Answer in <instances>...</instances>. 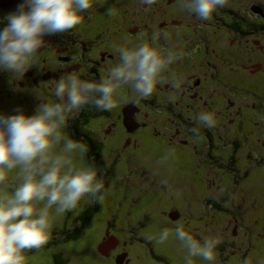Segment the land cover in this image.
I'll list each match as a JSON object with an SVG mask.
<instances>
[{"label":"flooded vegetation","instance_id":"af4514ba","mask_svg":"<svg viewBox=\"0 0 264 264\" xmlns=\"http://www.w3.org/2000/svg\"><path fill=\"white\" fill-rule=\"evenodd\" d=\"M109 7H115V16L105 14ZM12 11L0 6V21ZM83 15L84 22L70 32L46 37V46L38 54L36 64L23 75L0 71V113L11 115L20 107L32 115L39 103L59 102L54 91L55 82L61 76L73 73L80 79L98 82L101 75L119 61L116 47L128 41L151 43L154 32H166L169 38L165 40L161 36L159 46L171 47L183 57L169 66L165 77L167 80L182 79L178 91L173 90L170 84L157 85L151 97L139 102L129 100L111 111L86 105L68 118L63 132L70 139L79 141L77 139L80 138L79 142L95 143L99 148L101 160L89 153L85 154L84 160L98 169V176L104 181L101 193L104 199L112 190L113 183L124 177L117 174L119 164L129 167L131 184L142 182L153 187L151 197L163 192L168 186L164 179L170 183L171 176L159 174V183L152 185L157 172L153 169V176L142 161L146 160L152 168H158L164 162L159 151L171 148L178 154L174 162L178 170V185L188 183L191 186L189 196L185 199L182 195L185 204L197 205L203 211L205 207L211 210L213 200L207 197L209 194L202 198L199 194H205L206 182L213 174L214 180L210 181L208 188L211 185L217 189L222 187L219 198L233 202L241 211L247 192L252 191L247 184L248 179L253 181L256 177L253 173L257 172L264 183L260 166L264 159V124L253 120L259 117L264 107V101L259 105L264 97L259 85L263 83L264 75V0H229L228 5L214 13L210 21H200L182 11L177 0H157L151 6L142 5L140 0H103V6L97 3ZM128 107L132 108V118L137 123L133 131H128L123 121L124 110ZM200 112L214 115L213 133L212 128L197 122ZM82 114L85 115L83 121L80 118ZM224 117L226 122H234L232 129L225 126ZM246 117L252 121L247 122ZM172 122L176 125L171 126ZM95 123L102 125V133ZM73 125L77 128L82 125L90 137L83 140L77 136ZM194 128L199 130L198 136L191 131ZM168 129L171 130L169 134ZM145 151L148 154L142 159L140 154H145ZM137 159L143 164L141 170L133 166L132 162ZM222 163L218 172L216 165ZM184 164L186 170L183 169ZM103 166L106 171L101 172ZM125 181L128 182L127 179ZM241 184L246 185L249 191L240 194V186L244 187ZM127 196L125 194V198ZM104 199L100 202L90 198L82 201L77 213L66 218L71 220V227L66 232L90 215L92 221L102 219L105 223L97 245L98 258L117 264L116 257L125 254L123 264H136L135 258L139 255H133V251L142 247L146 256L162 261L163 258L151 250L147 241L138 236L137 229H129V236L125 234L126 222L119 214L121 202L117 199V203L111 202L106 214L98 216ZM153 200L148 201L151 204ZM255 200L261 204L257 196ZM167 212V216L175 220L173 222L186 218L179 209ZM145 218L142 223L137 218L135 225H147ZM192 218L196 217L192 215ZM234 220L237 226L242 219L237 222L234 217ZM186 222L191 223L188 217ZM187 232L198 239L201 236L194 229Z\"/></svg>","mask_w":264,"mask_h":264},{"label":"clouds","instance_id":"9594fccd","mask_svg":"<svg viewBox=\"0 0 264 264\" xmlns=\"http://www.w3.org/2000/svg\"><path fill=\"white\" fill-rule=\"evenodd\" d=\"M156 2L140 0L148 6ZM228 2L177 0V5L200 21H210ZM97 3L103 6V0H20L0 21V71L23 75L36 64L46 37L70 32ZM105 14L115 16V7ZM161 36L169 38L157 31L151 43L128 41L116 47L119 61L98 82L73 73L61 76L54 91L59 102L39 103L32 115L20 107L11 115L0 113V264H27L26 253L48 243L57 217L88 198L103 201L104 181L84 160L87 146L70 139L63 129L70 116L89 104L111 111L129 100L151 97L157 85L170 84L178 91L182 79L165 77L169 66L183 57L171 47L159 46ZM197 122L207 128L216 124L209 112H200ZM191 131L199 135L198 129ZM170 236L179 241L184 264H195L196 259L216 264L219 238L201 234L198 239L178 224L155 239L164 244ZM242 264L252 262L245 259ZM257 264H264V259Z\"/></svg>","mask_w":264,"mask_h":264},{"label":"rangeland","instance_id":"374dc122","mask_svg":"<svg viewBox=\"0 0 264 264\" xmlns=\"http://www.w3.org/2000/svg\"><path fill=\"white\" fill-rule=\"evenodd\" d=\"M259 85L262 90L260 88L259 89L264 94V75L263 83H259ZM263 101L264 97L260 101L259 105H263ZM249 120L250 119L246 117V121L248 122ZM253 120H257L264 124V107L263 112L259 114V117L256 116ZM223 121L226 122V117L223 118ZM251 121L252 120H250V122ZM233 123L234 122H226L225 126L232 129L234 127L232 125ZM95 125L97 126L99 132L102 133L100 130L102 125L99 123H95ZM170 125L175 126L176 123L172 122ZM219 126L221 127L220 124ZM214 129L215 128H212L211 133H213ZM170 131L171 130L168 129V134ZM217 132L219 135L224 136L223 132H219L218 130ZM262 137H264V135H262ZM172 150L173 149L170 148L159 151V154L162 159H164V162L161 163L158 168H152V165L146 160L142 161L146 168L152 171L153 176L155 174L154 170L157 172V175L153 178L155 180H153L154 183L152 185H154L155 182L157 184L159 183V179H161L159 176L165 175L163 173H167L171 176L170 183L164 179L165 185L168 186L163 190V192L157 194L156 197H151L150 190L153 189V187H149V183L142 182L138 184H131L132 178L128 173L129 167L127 164H125V166H123V164H119V171L117 174L124 177L117 180V183H113V187H111L112 190L109 191L107 197L104 199L102 210L98 214V216L106 214L107 210L111 208V202L115 204L117 203V201H115L117 199L118 202H121V204L118 205L119 214H122L121 216L124 217V221L126 222L125 234L129 236V229H137L136 233L138 236L146 240L151 250L163 258L162 261L157 262L151 257L146 256L144 248L138 247L139 250L133 251V255L135 253H138L139 255L138 258H135L136 264H184V260L182 258L183 253L179 250L180 243L178 240H175L170 236L169 240L164 244H158L155 239L159 236L163 229L168 228L174 231L178 224L183 225V228L186 231L193 232L194 229V231L199 232L200 235H210L219 238L220 243L216 248V264H242V261L245 259L250 260L252 264H257L260 259H264V183L261 180L260 175L257 176L258 173L255 172L253 173V175L256 176L254 180L252 181V179H248L247 184L251 186L250 189L252 191L247 192V198L243 202L244 206L241 211H239L236 208V204L233 202H229L228 200L225 201L224 199L219 198L220 196L218 194L222 193V187L217 189L211 185V188H208L210 181L214 180V175L210 174L208 182H206L205 185L207 190L206 192L203 190L205 194H199V196L202 198L209 194L207 197L210 196V199L213 200V202L211 201V205L213 206L210 208L211 210L205 207L203 211L201 208H198L197 205L184 203L182 195L184 194L183 196L186 199V196H189V191H191V186L188 183L178 185V177H176L178 170L174 165L178 154L177 151L173 153ZM147 154L148 153L145 151V154L143 153L140 155H143V159ZM138 160L139 159L132 163L136 170H141L143 169V164L138 162ZM223 164L224 163L221 165L217 164L216 170L218 171ZM260 166L263 169V172L261 173H263L262 176L264 178V159ZM183 169H187L186 164H184ZM230 172L232 173V171ZM124 178L127 179L128 182H126ZM138 180L139 179H136V181ZM241 185L244 187L240 186V194H244L246 190L249 191V188L246 185ZM237 186L238 184L236 187ZM233 187L234 185L231 188L233 189ZM232 189L230 190L231 192ZM125 194H128L127 198H125ZM232 194L233 192L231 195ZM256 196L260 199L261 204H259V200H255ZM152 198L155 200H153L150 204L149 201ZM78 207L74 211H70L68 214L65 213L56 218L54 228L52 230L54 232V237L61 238L60 235H62V230H67V228L71 227V220L66 218H72L77 213ZM169 209H179L180 213L182 215L184 214L186 218L173 222L175 220H171L167 216V211ZM192 215L196 217L194 220ZM199 215L201 216L200 220H198ZM233 216L238 219L237 222L240 221V218L242 219L241 223H238L237 226L236 220H234ZM143 217H146L145 220H147L145 222L147 225H135V220L138 218V221L142 223ZM187 217L190 219L191 223H185ZM138 221L136 223H138ZM104 225L105 223H102V219H95V223L85 230L84 235L81 238L75 241H69L65 244H60L68 253V255H65L67 264H111L106 260H101L96 257L95 254H92V251L87 250L94 248V251L97 250V245L100 241V234ZM235 228L237 231L236 234H234ZM149 237H153V239L150 240L148 239ZM56 250L57 247L53 246L48 248L43 247L38 251L33 250L28 252L26 253L28 257L27 264H51V255ZM89 254L91 255L89 256ZM195 264H206V262L196 259Z\"/></svg>","mask_w":264,"mask_h":264},{"label":"trees","instance_id":"16d2710c","mask_svg":"<svg viewBox=\"0 0 264 264\" xmlns=\"http://www.w3.org/2000/svg\"><path fill=\"white\" fill-rule=\"evenodd\" d=\"M93 108H95L93 106ZM93 110L90 108V111ZM85 117L84 114L80 115V118L82 119L81 121H83V118ZM80 121V120H78ZM76 129H75V133L77 134V136H80L83 138V140H85V138H89V131H87V129H85L84 127H82V125L77 128L76 125H73ZM77 140H81L80 138H78ZM81 143H83L81 141ZM85 145L87 146V153H89V155H94V157L97 159L99 158L101 160V156H100V152H99V148H97V145L95 143H88L86 141ZM97 156V157H96ZM91 158V157H90ZM89 159V158H88ZM95 159V160H96ZM90 160V159H89ZM91 162V160L89 161ZM106 171V168L105 166H103L101 168V172ZM108 211V210H107ZM95 211H91V213H93ZM93 223H95V220L92 221L91 220V216L87 215L85 216L84 218H82V222L79 224V225H76L74 226L71 230L67 231L66 232V229L65 230H62V235L61 238H56L54 237V232L52 231V235H51V238L50 240L48 241V243L44 246L46 248L48 247H57V250L54 251L51 255V264H67V260L65 258V255L67 253V251L64 250V248L60 245L61 243L65 244L69 241H75L79 238H81L83 235H84V232L85 230L90 227ZM95 249V248H94ZM94 249H87V250H90L92 251V254H95L96 257H98L99 253H97V250L94 251ZM91 254H89L90 256ZM161 257V256H160ZM99 258L101 259V257L99 256ZM101 260H104V259H101ZM91 264V263H90Z\"/></svg>","mask_w":264,"mask_h":264},{"label":"water","instance_id":"95a60500","mask_svg":"<svg viewBox=\"0 0 264 264\" xmlns=\"http://www.w3.org/2000/svg\"><path fill=\"white\" fill-rule=\"evenodd\" d=\"M20 2V0H0V6L6 8V9H12L15 10L17 7V4ZM132 108L128 107L124 110V125L128 129V131H133L134 128L137 127V123L132 118ZM125 258V254H119L116 257V263L117 264H123V260Z\"/></svg>","mask_w":264,"mask_h":264}]
</instances>
